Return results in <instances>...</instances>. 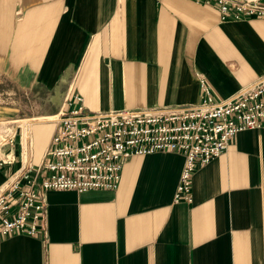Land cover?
Instances as JSON below:
<instances>
[{
    "label": "crops",
    "instance_id": "obj_1",
    "mask_svg": "<svg viewBox=\"0 0 264 264\" xmlns=\"http://www.w3.org/2000/svg\"><path fill=\"white\" fill-rule=\"evenodd\" d=\"M197 75L218 99L264 76V19L222 20L203 0H0L2 117L54 115L76 97L95 112L196 104ZM15 128L0 187L21 165ZM54 130L31 126V165ZM183 163L133 156L114 191L45 192L44 233L0 237V264H264V131L197 167L191 203L174 200Z\"/></svg>",
    "mask_w": 264,
    "mask_h": 264
},
{
    "label": "built area",
    "instance_id": "obj_2",
    "mask_svg": "<svg viewBox=\"0 0 264 264\" xmlns=\"http://www.w3.org/2000/svg\"><path fill=\"white\" fill-rule=\"evenodd\" d=\"M219 11L222 20L264 19V0H203ZM200 99L196 104L89 111L75 104L54 115L29 119L52 123L55 130L40 162H29L32 142L23 144L20 168L0 187V237L38 236L46 229L43 194L50 190L76 193L114 191L124 162L133 156L176 153L184 157L174 200L192 202V175L199 166L222 154L244 130L264 131V76L225 99L213 94L197 75ZM16 130L4 140L13 143Z\"/></svg>",
    "mask_w": 264,
    "mask_h": 264
},
{
    "label": "rangeland",
    "instance_id": "obj_3",
    "mask_svg": "<svg viewBox=\"0 0 264 264\" xmlns=\"http://www.w3.org/2000/svg\"><path fill=\"white\" fill-rule=\"evenodd\" d=\"M29 118H32V117H29ZM0 119H4L6 121L7 120L9 121L8 124L4 127V129H0V132H1L0 133V135H1L0 136V143H1V145H0V151H1L0 157H1L2 156V153H3V149L5 147L3 145L4 140L6 139L7 136L11 135L16 130L15 125H19V126H21L23 128V130H24V137H25L26 122L21 121V120L28 119V117H2V116H0Z\"/></svg>",
    "mask_w": 264,
    "mask_h": 264
},
{
    "label": "bare ground",
    "instance_id": "obj_4",
    "mask_svg": "<svg viewBox=\"0 0 264 264\" xmlns=\"http://www.w3.org/2000/svg\"><path fill=\"white\" fill-rule=\"evenodd\" d=\"M42 121V120H48V118H43V117H41V118H38V119H26V120H23L24 122H26V130H25V137L23 136V144L24 145H26L27 144V142L29 141V133H30V129H31V127H30V121ZM8 120L6 121V120H4V119H0V129H4V127L8 124ZM11 122V121H10ZM5 131V130H4ZM3 131V132H4ZM9 131V130H8ZM1 133V132H0ZM1 136V135H0ZM2 140V139H1ZM0 145H1V143H0ZM0 153H1V151H0Z\"/></svg>",
    "mask_w": 264,
    "mask_h": 264
}]
</instances>
